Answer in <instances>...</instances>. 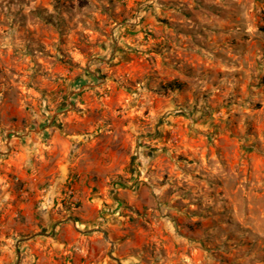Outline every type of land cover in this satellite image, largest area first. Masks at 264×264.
<instances>
[{
	"label": "rangeland",
	"instance_id": "374dc122",
	"mask_svg": "<svg viewBox=\"0 0 264 264\" xmlns=\"http://www.w3.org/2000/svg\"><path fill=\"white\" fill-rule=\"evenodd\" d=\"M86 72L141 264H264V0H0L2 127L74 109Z\"/></svg>",
	"mask_w": 264,
	"mask_h": 264
},
{
	"label": "crops",
	"instance_id": "0c3cea01",
	"mask_svg": "<svg viewBox=\"0 0 264 264\" xmlns=\"http://www.w3.org/2000/svg\"><path fill=\"white\" fill-rule=\"evenodd\" d=\"M88 72L64 97L74 109L25 131L0 125V264H141L143 229L123 240L128 224L114 221L102 198L121 168L105 140L108 126L96 129L80 100L93 86Z\"/></svg>",
	"mask_w": 264,
	"mask_h": 264
},
{
	"label": "trees",
	"instance_id": "16d2710c",
	"mask_svg": "<svg viewBox=\"0 0 264 264\" xmlns=\"http://www.w3.org/2000/svg\"><path fill=\"white\" fill-rule=\"evenodd\" d=\"M173 83H175V82H173ZM169 85H172V84L170 83Z\"/></svg>",
	"mask_w": 264,
	"mask_h": 264
}]
</instances>
